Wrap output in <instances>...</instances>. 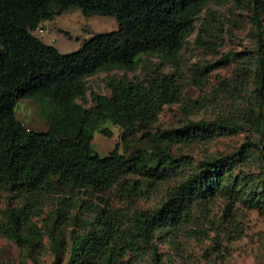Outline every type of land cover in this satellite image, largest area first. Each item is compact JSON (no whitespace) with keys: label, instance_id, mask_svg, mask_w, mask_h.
<instances>
[{"label":"trees","instance_id":"trees-1","mask_svg":"<svg viewBox=\"0 0 264 264\" xmlns=\"http://www.w3.org/2000/svg\"><path fill=\"white\" fill-rule=\"evenodd\" d=\"M207 1L0 0V191L25 200L8 201L9 224L0 225V232L24 242L35 264L43 263L35 256L38 236L32 231V218L53 195L65 206L52 211L54 218L67 214V209L88 210L82 217L85 229L72 231L65 262L66 247L55 228L50 230L55 252L50 264H169L157 241L177 243L182 235L210 238L204 256L224 259L229 242L244 234L250 212L264 216L263 44L251 69L254 87L242 92L245 82L240 80L236 90L241 99L233 93L225 113L152 129L164 106L180 101L190 82L179 69L178 55ZM254 4L256 13L264 16V0ZM73 6L85 15H114L118 27L95 33L66 53L34 33L42 21ZM145 53L174 69L157 65L146 77L113 75L108 80L110 94L92 93L90 106L78 100L87 93L86 76L133 69ZM213 68L194 65L191 80L202 84ZM19 97L45 100L47 129L31 128L18 118ZM106 120L122 126L124 141L141 132L145 145L124 154L117 144L101 154L93 136L97 130L112 134L103 126ZM245 128L252 134L236 149L196 163L171 149L177 142L191 144ZM134 174L139 177H131ZM169 178H176V183L154 207L131 206L129 211L99 195L116 187L128 203L133 196L160 190ZM93 195L104 203L91 200ZM217 199L223 209L213 214Z\"/></svg>","mask_w":264,"mask_h":264},{"label":"rangeland","instance_id":"rangeland-1","mask_svg":"<svg viewBox=\"0 0 264 264\" xmlns=\"http://www.w3.org/2000/svg\"><path fill=\"white\" fill-rule=\"evenodd\" d=\"M255 0H208L195 19L194 29L187 37V41L179 52V69L184 77L190 80L180 101L166 104L159 119L152 129H166L180 127L184 123L194 120H211L226 112L233 93L238 95L236 86L240 80L245 82L241 86L242 92L247 93L254 87L251 69H254L261 44L264 45V16L256 13ZM260 18V23L257 22ZM42 31L34 30L48 43L56 45L61 52H71L79 48L81 42L98 32L109 31L118 27V20L114 15L93 13L85 15L78 6L57 14L53 19L42 21ZM210 66L213 70L200 85L191 80V68L194 65ZM161 65L166 70L174 69L173 65L165 64L152 54L145 53L135 68L124 70L113 68L99 70L85 77L87 93L78 100L85 106L93 104L92 93L110 94L108 80L111 76L125 74L130 78L146 77L155 66ZM248 75H251V77ZM228 87V89H225ZM240 90V89H239ZM188 102H191L188 105ZM45 100L31 97H19L16 114L27 126L45 130L47 119L42 112ZM193 105V108L191 107ZM103 126L112 134L107 135L97 130L93 136V144L101 154H107L117 144L120 152L130 154L139 145H145L141 139L142 133L134 134L128 141L122 138L121 125L106 120ZM252 134L248 128L224 136L208 140H199L191 144L177 142L171 145L173 153L194 159L195 163L205 157L231 152ZM147 145V144H146ZM131 177H139L134 174ZM178 179V178H177ZM176 183V178H169L160 186V190L153 191L149 196L131 197L127 203L125 195L117 188L100 193L103 198L116 207L125 206L148 208L161 204L167 197L168 186ZM84 195V194H83ZM85 197V196H84ZM93 201L104 203L94 195ZM8 201L16 204L25 202L23 196L1 190L0 191V225H8L6 210ZM127 206V207H126ZM57 207H65L58 196L46 199L40 215L32 218V231L37 232L38 242L35 256L39 262L50 264L55 252L52 248L50 230L54 227L58 238L63 241L66 250L62 251L63 261L68 256V247L72 243V231L82 232L87 214L85 207L66 210L67 214L54 218L52 211ZM213 214L223 209V202L217 199L212 206ZM247 227L243 235L229 242V253L224 259H208L204 256V248L210 243V238H196L181 236L177 243L158 240L159 251L169 260V264H264V216L256 210L250 212ZM0 264H35L24 242L16 241L0 232Z\"/></svg>","mask_w":264,"mask_h":264},{"label":"built area","instance_id":"built-area-1","mask_svg":"<svg viewBox=\"0 0 264 264\" xmlns=\"http://www.w3.org/2000/svg\"><path fill=\"white\" fill-rule=\"evenodd\" d=\"M37 29H38L39 31H42V30H43V27L40 26V27H38Z\"/></svg>","mask_w":264,"mask_h":264},{"label":"clouds","instance_id":"clouds-1","mask_svg":"<svg viewBox=\"0 0 264 264\" xmlns=\"http://www.w3.org/2000/svg\"><path fill=\"white\" fill-rule=\"evenodd\" d=\"M40 26H41V24H40L38 27H40ZM38 27H37V28H38ZM36 30H38V29H36Z\"/></svg>","mask_w":264,"mask_h":264},{"label":"crops","instance_id":"crops-1","mask_svg":"<svg viewBox=\"0 0 264 264\" xmlns=\"http://www.w3.org/2000/svg\"><path fill=\"white\" fill-rule=\"evenodd\" d=\"M41 23H42V22H41ZM41 23H40V24H41ZM38 36H39V35H38Z\"/></svg>","mask_w":264,"mask_h":264}]
</instances>
